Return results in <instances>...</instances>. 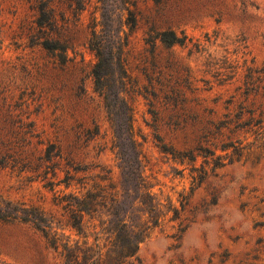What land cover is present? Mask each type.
I'll return each mask as SVG.
<instances>
[{"label":"rangeland","instance_id":"rangeland-1","mask_svg":"<svg viewBox=\"0 0 264 264\" xmlns=\"http://www.w3.org/2000/svg\"><path fill=\"white\" fill-rule=\"evenodd\" d=\"M0 202L42 208L80 264H264V0H0ZM117 215L150 226L133 257ZM60 250L0 219V264Z\"/></svg>","mask_w":264,"mask_h":264},{"label":"trees","instance_id":"trees-1","mask_svg":"<svg viewBox=\"0 0 264 264\" xmlns=\"http://www.w3.org/2000/svg\"><path fill=\"white\" fill-rule=\"evenodd\" d=\"M160 39L167 44H174L180 42V38L172 30H165L160 32ZM42 46L48 50H55L57 43L44 39L41 42ZM98 61L95 63L92 73L95 78L96 85L102 87L103 79L110 73L109 65L105 62L102 51L99 47L96 50ZM130 170V169H129ZM131 174L134 171H129ZM140 174H137V178H140ZM95 182V181H94ZM80 184H87L85 179L80 181ZM98 185L93 183L91 188L86 191L79 198L76 195L73 197L74 204H69L70 218L72 221H68L67 225L73 229L80 231L83 229L82 218L84 214H94L96 212V206L98 204L97 196L95 193V187ZM82 188H85L82 187ZM95 196V197H94ZM3 202H0V219L11 220L17 219L23 222H29L35 229L40 231L45 237L47 243L55 250H60V254L64 257V264H80L83 257L79 255V252L71 247L69 239L58 228H54L49 217L45 211L37 206L20 207L11 205L10 202L3 203L5 208L2 207ZM113 230L116 232V239L123 242L118 246L116 254L119 258H129L136 255V251L140 242H142L147 236L150 230V226L142 225L137 230L129 228L124 219H121L117 215L116 221H114ZM102 255L98 253L95 261H101ZM88 260V259H87Z\"/></svg>","mask_w":264,"mask_h":264}]
</instances>
